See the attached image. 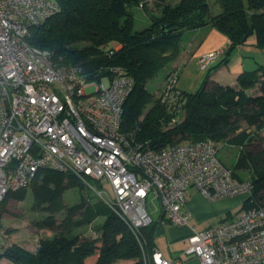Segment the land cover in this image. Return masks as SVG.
Masks as SVG:
<instances>
[{
  "label": "built area",
  "instance_id": "obj_1",
  "mask_svg": "<svg viewBox=\"0 0 264 264\" xmlns=\"http://www.w3.org/2000/svg\"><path fill=\"white\" fill-rule=\"evenodd\" d=\"M59 9L57 0H0V207L7 192L51 169L85 187L98 183L94 190L132 231L144 264H182L181 256L197 257L200 264H264V197L253 195L251 178L236 177L221 161L212 139L160 148L135 141L120 131L133 87L124 68L111 66L89 78L82 65H57L50 51L27 44L30 27ZM223 52L202 55L198 65ZM177 79L178 70L170 72L162 91L170 108L181 104ZM189 186L210 200L238 193L250 199L241 214L197 229L189 223ZM149 197L171 223L190 227L178 258L156 248L146 252L141 230L152 220Z\"/></svg>",
  "mask_w": 264,
  "mask_h": 264
},
{
  "label": "trees",
  "instance_id": "obj_2",
  "mask_svg": "<svg viewBox=\"0 0 264 264\" xmlns=\"http://www.w3.org/2000/svg\"><path fill=\"white\" fill-rule=\"evenodd\" d=\"M57 1L59 11L30 27L27 44L50 51L57 65H82L89 78H99L111 66L124 68L133 79V87L123 104L122 133L131 135L137 142L147 141L153 148L204 138L212 139L216 145L224 142L238 146L241 152L232 164L228 166L221 161L236 177L251 178L253 195L264 197V147L249 148L256 131L264 128V63L242 71L236 85L210 79L211 70L227 61L232 50L245 44L249 37L257 49L264 50V0H214L218 10L213 14L210 0H155L157 14L140 29L136 28L135 11L138 7L146 9L147 0ZM208 24L228 38L229 46L222 47L224 54L196 90L184 91L177 85L179 106L170 108L162 100L161 92L160 99L143 111L151 100L147 81L179 54L186 30ZM118 44L120 48L109 54ZM172 71L167 72L165 80ZM254 87L257 93L247 92ZM243 121L247 127L242 126ZM239 170L250 173L243 176ZM71 186L83 185L70 174L39 170L28 186L6 193L0 207V230L1 213L7 200H22L28 192L33 197L32 207L47 212L37 221V226L54 227L57 225L55 213L65 206L61 194ZM249 199H245L244 208ZM66 209L65 217L57 225L59 229L51 236L40 235L34 251L14 241L7 246L0 245V264H87L86 259L92 256L95 261L90 264H144L138 240L102 201L86 205L82 195L78 203ZM78 209L81 216L73 220ZM99 217L102 220L94 227L96 236L77 231L78 227L91 224ZM163 219L164 215L159 220L152 218L141 230L148 254L155 249L154 239Z\"/></svg>",
  "mask_w": 264,
  "mask_h": 264
},
{
  "label": "rangeland",
  "instance_id": "obj_3",
  "mask_svg": "<svg viewBox=\"0 0 264 264\" xmlns=\"http://www.w3.org/2000/svg\"><path fill=\"white\" fill-rule=\"evenodd\" d=\"M167 1H175V0H167ZM155 0H147L146 3V9H143V7H138L135 11V19H136V28L140 29L146 26L149 22V18L152 15L157 14L158 9L155 5ZM211 5V14L215 13L218 10V5L214 2V0H210ZM210 27V25H206L204 27L196 28V29H189L186 30L183 35L180 42V51L179 54L171 61V63L167 64L165 68H162L159 70L154 77L149 79L146 83V90L151 94V100L146 103L144 110L150 107V105L153 104V102L157 99H160V95L162 92V88L165 82V76L169 70H178L180 64L183 61L182 56L188 55L190 52L191 45L200 37L201 33L200 31H203L204 29H207ZM222 48V47H221ZM217 51V50H215ZM214 52V51H212ZM225 52V50H224ZM223 52V54H224ZM253 52H256L255 47L253 46V38L249 37L247 42L241 46H237L232 50V52L229 54L228 62L231 66L236 67V65H240L243 60L246 58V60H250V57L254 56ZM207 54V53H205ZM203 54V55H205ZM222 54V55H223ZM185 56V57H186ZM202 56V55H201ZM198 56V59L201 57ZM184 57V58H185ZM221 57H219L217 60H219ZM216 61V59H213L210 61L209 64L205 65L204 67H200L197 62V64H194V62H190L187 65V68L189 67L192 69L193 74L192 76H186V81L188 82L189 87L187 88L188 91H194L196 90L201 82L203 81V78L207 72V69L209 66L213 65V63ZM174 63V65L172 64ZM176 63V64H175ZM179 77V75H178ZM180 78L184 79V76L182 73H180ZM178 83V79L177 82ZM91 88H87V92H90ZM247 92L250 94H255L258 92V90L254 88H248ZM182 114L176 118L178 120L181 118ZM175 122V121H173ZM243 127H247L246 122H242ZM248 128L253 129V126H248ZM255 139L252 142V146L249 147L250 149H257L264 147V128H262L259 131H256ZM218 151L217 156L228 166L230 163L234 162L236 157L241 152V149L238 147H230L227 143L221 142L217 145ZM232 159V160H231ZM240 173L243 176L249 175V170H239ZM93 187H79V186H71L64 189V191L61 194L62 202L65 204L63 209L57 213H55L54 217L56 219V224H60V222L65 217V214L67 213V207L76 204L79 202L80 197L83 195L85 204H90L97 201H102L99 197V195L96 193L95 189H100L98 183L95 181H92ZM29 191V189H28ZM205 197V196H204ZM206 198V197H205ZM248 196L246 193H238L234 195H228L221 198H216L213 200L207 199V211L204 219L200 222H198L196 219L191 218V223L194 224L197 229H203L208 226L214 225L218 223L220 220L228 219L230 217H235L239 214H241L244 210V201L247 199ZM33 197L30 192L26 194V196L22 200H16L9 198L6 202L5 211L1 213V224L2 228L0 230V245L7 246L11 242H18L20 245H35L37 243L38 236H51L53 233H55L59 228L57 225L54 227H42L39 228L37 226V221L40 218H43L47 215V212L45 209H34L32 207ZM103 202V201H102ZM230 206V207H229ZM159 207V211L161 210V206L156 199H152L149 197L147 200V208L149 212L151 213L152 218L156 220L158 211L157 208ZM217 207H228L227 210L222 211L219 214H213L212 211L217 209ZM84 209V208H83ZM83 211V210H82ZM215 213V212H214ZM81 216V210H77L75 214L73 215L72 219H78ZM102 220L101 217L95 219L91 224H84L81 227L77 228V231H83L84 234H87L89 236L94 235V227L98 225ZM179 229V226L174 225L167 219V216H165V221L162 223V227L157 234V236L154 239V243L160 247L164 251H178L183 250L186 246V242L184 241V236H182V232H179L178 239L173 240L169 233L168 229ZM6 230L11 232L10 234H7ZM38 234V235H36ZM22 238V239H20ZM174 254V253H173ZM184 259H189L191 257L183 256ZM87 264H90V262H87Z\"/></svg>",
  "mask_w": 264,
  "mask_h": 264
},
{
  "label": "crops",
  "instance_id": "obj_4",
  "mask_svg": "<svg viewBox=\"0 0 264 264\" xmlns=\"http://www.w3.org/2000/svg\"><path fill=\"white\" fill-rule=\"evenodd\" d=\"M175 1H177V0H175ZM200 33H201L200 37L191 45L189 54L187 56L186 55L182 56L183 61L180 64L179 69H178L179 77H178L177 85L181 90H184V91H188L187 88L190 85L186 81V76L194 75L192 69H190L189 67L187 68V65L190 62H194V64H197L198 56H201L205 53H209V52L218 50L221 47L227 48L229 46V40L226 37V35H224L223 33H221L219 30H217L214 27H208L207 29L200 31ZM255 49H256V52H253L254 56L250 57L249 62L245 58L240 65H238V66L236 65V67H233L229 64V62L227 60V61L223 62L217 68L211 70L210 79L214 80L216 82L222 83V84L236 85L237 77L242 71L254 69L258 63H264V50H259L256 47H255ZM217 61L218 60L216 59V61L213 63V65L216 64ZM172 64L174 65V63H172ZM213 65L209 66V68L207 69V72L210 70V68ZM180 73H182V75L184 76V79L180 78ZM255 88L257 89V87H255ZM228 146L238 147V146H231V145H228ZM232 163H230V164H232ZM207 204H208V202H207L206 198L194 186L188 187L187 209L191 213V217L189 220L190 224H192L191 218L192 219L194 218L198 222H200L204 219V217L206 215H208V214H206ZM227 208L228 207H223V209H221V207H217V209L213 210L212 213L213 214H219L222 211L227 210ZM157 211H158V214H157L156 219L159 220L160 217L162 215H164V219L162 222V223H164L165 214L163 213L162 209L159 211V207L157 208ZM192 225H194V224H192ZM180 231L182 232V236H184L183 239L186 242V237L190 232V227L188 225H181V226H179L178 230L173 229V228L168 229V233L173 240L178 239V235H179ZM36 235H38V234H36ZM84 235L89 236L87 234H84ZM93 236H96L95 232H94ZM38 238H39V236H38ZM20 239H22V238H20ZM22 246L24 248H26L27 250L34 251L36 246H37V243L34 246L33 245L27 246V245H23V244H22ZM154 247L156 249H158L159 251H161L162 254L168 258H178V256H180V254L182 252L181 249L178 251L175 250L173 252L164 251L160 247H158L156 244ZM181 258L183 259L182 264H200V261L197 257H191L189 259L188 258L184 259V257L181 256ZM94 261H95V258L93 256L86 259V263L87 262L93 263Z\"/></svg>",
  "mask_w": 264,
  "mask_h": 264
}]
</instances>
